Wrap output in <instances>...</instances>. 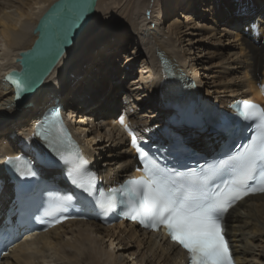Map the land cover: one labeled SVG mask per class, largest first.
<instances>
[{
    "label": "bare ground",
    "instance_id": "bare-ground-1",
    "mask_svg": "<svg viewBox=\"0 0 264 264\" xmlns=\"http://www.w3.org/2000/svg\"><path fill=\"white\" fill-rule=\"evenodd\" d=\"M56 1L0 0V160L3 157L0 168L7 158H16L23 152L34 156L33 149L25 150V145L20 142L26 138L29 140L34 123L57 99L64 106V115L70 120L72 130L84 143L89 160L93 161V169L107 186L125 177L136 176L135 153L122 127L129 124L135 135L145 137L147 130L156 128V123L158 125L166 119L163 116V120L159 121L158 117L169 112L162 104L155 103L154 99L158 98L155 92L164 91L163 94H166V91L175 90V83L165 80L158 55L164 54L169 58L188 82L194 81L193 77L199 91L200 83L206 93L204 102L207 105L226 109L236 100L264 101V93L261 92L264 85V38L260 39L259 35L264 30V0H223V7L217 5L220 19L224 22L219 30L212 25H197L190 14L185 16V23L178 20L172 24L170 13L178 8H187L185 3H174L173 0H98L97 14L95 12L88 28L83 30L84 33L80 34L25 105H15V88L3 79L11 70L20 69L17 58L21 52L32 48L38 37L34 34L35 27ZM205 11L209 12L208 9ZM104 14L107 17L113 15L112 18L117 21L123 18L128 29L109 33L113 22L105 23ZM180 15L184 16L183 13ZM102 23H105L102 26L104 32L98 40L99 36L95 34ZM129 29L135 35L137 45L143 47L145 56L139 78H133V69L123 72L131 80L130 84L124 85L118 79L120 76L116 69L111 67L114 57H117L112 48H117L120 41L131 36ZM214 31L219 32L215 34ZM189 35L200 39H187ZM218 35L222 38L216 39ZM110 37L115 41L108 47L103 41ZM212 38L215 43L209 42L210 48L205 41ZM93 39L97 40L94 42ZM214 67H220L225 74L232 70L237 76L231 80H218L216 75L215 81L209 73ZM184 85V80L176 83L178 88ZM122 88L125 89L126 102L119 108L122 104L118 103L117 96ZM114 90L118 92L112 96ZM150 96L154 101L151 110L140 113L138 109L139 115L134 114V108L148 101L146 99ZM121 109L124 113L118 117ZM100 124L103 130L104 126L110 128L102 133L95 127ZM208 127V122H205L201 129L183 126L174 127V130L187 137L188 144L202 146L205 148L203 152H206L207 148L215 150L214 142L219 139L216 132H210ZM29 146L33 147V144L29 143ZM108 153L109 156L106 155ZM111 156L112 160L106 159ZM41 170L48 173L43 166ZM60 173L52 171L54 180ZM3 178L4 174L0 172V180ZM13 195V185L9 180L2 181L0 215H5ZM116 230L120 231V236L125 235L124 238L115 237L112 233ZM227 234L234 243L235 253L244 260L241 264H264V195L232 209L228 216ZM41 236L40 244H21L18 240L16 244L19 248L4 256L2 261L0 259V264H134L130 259L139 253L136 258L138 264H183L186 260V255L177 246L162 240L159 235L141 233L132 225L122 229L119 225L104 228L94 222H71ZM106 239L111 243L110 249L104 247ZM132 240L138 248L128 255L125 251L120 252L122 249L116 252L113 248L115 241H119L118 247H127Z\"/></svg>",
    "mask_w": 264,
    "mask_h": 264
},
{
    "label": "snow or ice",
    "instance_id": "snow-or-ice-1",
    "mask_svg": "<svg viewBox=\"0 0 264 264\" xmlns=\"http://www.w3.org/2000/svg\"><path fill=\"white\" fill-rule=\"evenodd\" d=\"M86 10L84 5L70 9L72 22L79 20ZM7 79L11 80L12 76ZM13 82L17 87V96L31 86L27 80ZM22 83L24 89L21 88ZM261 90L264 91V85ZM236 107L237 114L250 122L251 137L225 159L200 172L192 170L186 177L162 167L137 144L133 136L131 143L144 163V175L126 181L120 189H113L106 198L100 199V209L105 213L115 210L118 203L124 202L119 197L123 193L131 209L128 218L138 220L143 227L153 230L163 226L171 240L187 251L190 264H234L224 235L225 215L245 197L264 194V107L250 102ZM120 123L124 124L123 118ZM35 134L41 135V132ZM129 135H132L130 131ZM44 139L48 137L45 135ZM48 146L60 161L69 166L71 182L93 194L90 183L85 186L73 175L76 173L81 178L88 175L84 168L86 162L79 151L65 155L52 143ZM21 159L16 157L15 161L9 160L8 163L19 164ZM19 175L30 177L36 173L29 168L19 171ZM72 199L71 195L50 192L44 216L60 222L61 214L67 211Z\"/></svg>",
    "mask_w": 264,
    "mask_h": 264
},
{
    "label": "rangeland",
    "instance_id": "rangeland-1",
    "mask_svg": "<svg viewBox=\"0 0 264 264\" xmlns=\"http://www.w3.org/2000/svg\"><path fill=\"white\" fill-rule=\"evenodd\" d=\"M4 1H6V0H1V2H4ZM194 1L195 0H173V2L174 3H185L186 5V7L187 8H178V9H176L174 12H172V13H170V22L173 24L175 21H180V22H182L183 23V21H184V23H185V16L186 15H188V14H190V17H192V19H194V22L195 23H197V25L199 24L200 26L202 25H207V26H211V27H213L214 29H216V30H219V28L220 27H223L224 26V22H222L221 21V19H220V15H221V13H220V10H219V6H217V5H220V7H223V5H224V3H222V2H224L223 0H196L195 2H196V4H195V6H193L192 4L194 3ZM0 2V3H1ZM188 2H189V4H188ZM188 4V5H187ZM193 6V7H192ZM116 7V9H118L117 7L118 6H115ZM206 9H208L209 10V12H206L205 10ZM264 10V9H263ZM181 13H183L184 14V16L183 15H180ZM96 14H97V12H96ZM235 14V17H236V12L234 13ZM108 15H106V14H104V17L105 18H103V20L105 21V23H107L108 21H109V23H111V22H113V26L109 29V33H113L114 31H118L119 29H128V25L126 24V21H123V18H121V19H119L118 21L117 20H114L112 17H113V15H110V17H107ZM156 19V18H155ZM154 19V20H155ZM199 22V23H198ZM104 23V24H105ZM170 23V24H171ZM103 23L101 24V27L100 28H98L96 31H97V33L95 34V36H99V38H98V40L101 38L100 37V35H102V33L104 32V30H102V26L104 25ZM253 24V23H252ZM168 26H169V24H167L166 25V28H168ZM88 28V27H87ZM86 28V29H87ZM229 28V30H232V27H228ZM86 31V30H85ZM129 32H130V35L132 36H130V37H127L126 39H124V40H122V41H120V44H118V45H120V46H117V48H112V51H114V52H116V55H117V57H114L115 59L113 60L114 62H111V67L112 68H115L116 70V72H118V76H120L118 79L120 80V82H123L124 83V85H127V84H130L131 82V80H129V78H127L124 74H123V72H125L126 70L128 71L129 69H133V78L134 79H136V78H139L140 77V74H141V70H142V66H143V60H144V56H145V51H144V49H143V47L142 46H139V44L137 45V43H136V41H135V35L133 36V32H132V30H128ZM192 32H195L194 30H192ZM197 32V31H196ZM219 32V31H218ZM218 32H215L214 31V33L215 34H217ZM84 33V32H83ZM82 33V34H83ZM197 35V34H196ZM212 35H214V34H212ZM259 35H260V39H263L264 38V30H261L260 32H259ZM114 37V36H113ZM113 37H110V38H108V39H106L105 41H103L104 43H106V45L108 46V45H110V43H112L113 42V40H114V38ZM134 37V38H133ZM219 37V38H218ZM218 37L216 36L215 38L216 39H220V38H222L221 37V35H218ZM187 39H193V40H198V39H200L198 36H192V35H189V36H187ZM94 40V39H93ZM97 40V39H96ZM96 40H94V42L96 41ZM115 41V40H114ZM215 41V39L214 38H212V39H208L207 41H205V45H207V46H209L210 48H211V46H210V44H209V42H212V43H215L214 42ZM102 42V43H103ZM122 42H123V44H122ZM109 43V44H108ZM103 45V44H102ZM102 45L100 46V47H102ZM105 45V44H104ZM225 45V44H224ZM111 46V45H110ZM215 46H216V44H215ZM109 47V46H108ZM217 47V46H216ZM214 48V47H213ZM214 51H215V48H214ZM135 53V54H134ZM196 54L197 55H200L199 54V51H196ZM115 55V54H114ZM197 55H195L194 56V59H198L197 58ZM130 56V60L128 61V57ZM158 58H159V55H158ZM132 60V61H131ZM159 60H160V58H159ZM195 60V61H196ZM101 61V60H100ZM129 63V64H128ZM212 63V62H211ZM142 64V65H141ZM131 66V67H130ZM209 66V65H208ZM130 67V68H129ZM235 67V66H234ZM223 69V68H222ZM235 71H237V70H235ZM233 71L232 70H230V71H228V72H226L227 74H225V72H223L222 70H220V67H214V68H212L211 69V72H209V73H212V76L214 77V80L216 81L217 80V78L215 77L216 75H218L217 77H218V80H223V79H226V78H229L230 80L231 79H233V78H235L237 75H235V74H233L232 73ZM237 73V72H236ZM259 77L260 76H258V80H259ZM191 79L192 80H194L195 82H196V80L193 78V77H191ZM227 82H231V81H227ZM198 83H199V81H198ZM216 83H218V82H216ZM199 88H200V90L201 91H199L203 96H206V93L204 92V89L202 88V86L200 85V83H199ZM202 88V89H201ZM124 88H122L119 92H118V90L116 91V90H114V92H113V95L112 96H114V93H117L118 92V96H117V101H118V103L119 104H122V105H120L119 106V108L120 107H122V106H124L125 105V98H126V93L124 92ZM155 92V90L153 91V93ZM163 92L164 91H161V92H155V94L156 95H158V98H156V99H154V101H155V103H158V104H162V100H163V98H162V96H163ZM110 98V97H109ZM146 100H148V101H145L144 103H142L141 104V106H137L136 108H134V114H136V115H139V113L137 112V110L139 109V111H140V113H142V111L144 112V113H146L148 110H151V107L154 105V101H153V99H151V96H150V98H147ZM118 104V105H119ZM118 105H117V107H118ZM157 105V104H156ZM124 111V109H121V110H119V115H118V117H120L121 115H123V111ZM169 112H168V114L166 115V116H168L170 113H171V110H168ZM123 112V113H122ZM152 112V111H151ZM154 112V111H153ZM122 113V114H121ZM163 116L165 117V115H162V116H160V117H158L159 118V121H160V119H162L163 120ZM146 119V118H145ZM99 120H100V117H98V120H96L95 122H97V124H98V122H99ZM118 120H119V118H118ZM159 121H157V122H159ZM33 121H31V123H32ZM161 122V121H160ZM31 123H30V125H31ZM158 124H160V123H158ZM91 125V124H90ZM156 125H157V123H156ZM103 125H96L95 127H97L98 129H100V131L103 133L104 131H107L108 130V128H110V127H106V126H104L105 128H104V130L103 129H101V127H102ZM107 129V130H106ZM15 130V129H14ZM17 130V129H16ZM13 131V130H12ZM18 138H21L20 137V135H18ZM106 155H108L109 156V153L108 154H106ZM6 156V155H5ZM106 159H108V160H112L113 158H112V156H111V158H106ZM3 162V157L1 158V160H0V164ZM0 169H2V167L0 168ZM1 173H2V171H0ZM115 227V226H114ZM104 228H107V227H104ZM109 228H113V226H110ZM114 233H112V234H114V236L115 237H117V238H124V236L122 237V236H120V235H122L121 233H120V231L119 230H116V231H113ZM119 241H115L114 242V246H113V248H115V250H116V252L117 251H119V249H122V250H120V252H126L125 254H129V253H132V252H134V251H136L137 250V246H138V244L136 243V242H134L133 240L131 241V243H130V246H127V247H124V246H122V247H118L117 246V243H118ZM110 242H109V240L108 239H106V243H105V245H104V247H106V246H108V248L110 249L111 247H110ZM142 250H143V248H142ZM141 250V251H142ZM11 253V252H10ZM9 253V254H10ZM9 254H7V255H5V256H8ZM140 254V253H139ZM139 254H137V255H135L134 257H132L130 260L131 261H134V264H138L137 263V260H136V258H137V256H139ZM128 264H133V263H128Z\"/></svg>",
    "mask_w": 264,
    "mask_h": 264
},
{
    "label": "water",
    "instance_id": "water-1",
    "mask_svg": "<svg viewBox=\"0 0 264 264\" xmlns=\"http://www.w3.org/2000/svg\"><path fill=\"white\" fill-rule=\"evenodd\" d=\"M97 2L98 0H57L41 17L34 29V34L38 36L37 40L31 49L22 52L17 59L22 67L21 71H12L8 75L20 76L29 71L40 76L31 81L32 89L19 100V105L26 102L40 88L44 79L91 22ZM58 5L63 7H57ZM77 5H84L87 10L73 23L69 10Z\"/></svg>",
    "mask_w": 264,
    "mask_h": 264
}]
</instances>
